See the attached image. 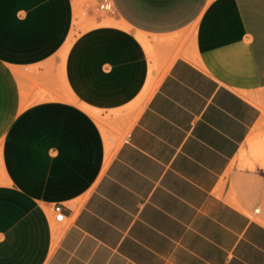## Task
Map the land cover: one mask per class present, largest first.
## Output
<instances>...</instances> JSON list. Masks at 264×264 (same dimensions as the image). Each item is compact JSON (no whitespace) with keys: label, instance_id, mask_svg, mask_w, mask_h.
Segmentation results:
<instances>
[{"label":"crops","instance_id":"1","mask_svg":"<svg viewBox=\"0 0 264 264\" xmlns=\"http://www.w3.org/2000/svg\"><path fill=\"white\" fill-rule=\"evenodd\" d=\"M82 9L76 39L74 0H0V264H264L215 192L264 105V0Z\"/></svg>","mask_w":264,"mask_h":264},{"label":"rangeland","instance_id":"2","mask_svg":"<svg viewBox=\"0 0 264 264\" xmlns=\"http://www.w3.org/2000/svg\"><path fill=\"white\" fill-rule=\"evenodd\" d=\"M85 0L76 2V39L78 29L87 30L95 24H87L82 9ZM101 13L111 11L100 10ZM105 24V23H101ZM165 62V60H164ZM163 62V63H164ZM160 67H163V65ZM159 67V68H160ZM156 70V80L162 73ZM155 84L152 76L149 84L150 90ZM143 100V97H142ZM261 115L257 123L238 148L235 156L231 159L226 171L220 177L215 188L216 194L236 208L249 213L252 218L264 225V105H260Z\"/></svg>","mask_w":264,"mask_h":264},{"label":"built area","instance_id":"3","mask_svg":"<svg viewBox=\"0 0 264 264\" xmlns=\"http://www.w3.org/2000/svg\"><path fill=\"white\" fill-rule=\"evenodd\" d=\"M98 8L100 10H103V11H111L112 12L111 6H110L109 2H107V1H104L100 4H98ZM63 219H64V214L62 211V205L61 204H55L53 206V220L55 222H61V221H63Z\"/></svg>","mask_w":264,"mask_h":264},{"label":"bare ground","instance_id":"4","mask_svg":"<svg viewBox=\"0 0 264 264\" xmlns=\"http://www.w3.org/2000/svg\"><path fill=\"white\" fill-rule=\"evenodd\" d=\"M150 83H151V81H150ZM150 83H149V84H150ZM148 87H149V86H147V90H148ZM149 89H150V88H149ZM145 92H146V91H145ZM147 92H148V91H147ZM148 93H149V92H148Z\"/></svg>","mask_w":264,"mask_h":264}]
</instances>
